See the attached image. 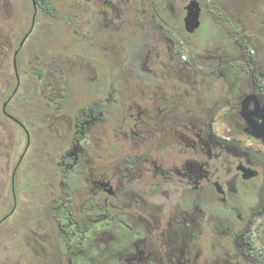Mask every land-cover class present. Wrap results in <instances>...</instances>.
Here are the masks:
<instances>
[{
  "label": "flooded vegetation",
  "instance_id": "1",
  "mask_svg": "<svg viewBox=\"0 0 264 264\" xmlns=\"http://www.w3.org/2000/svg\"><path fill=\"white\" fill-rule=\"evenodd\" d=\"M28 3L6 260L264 264V0Z\"/></svg>",
  "mask_w": 264,
  "mask_h": 264
},
{
  "label": "rangeland",
  "instance_id": "2",
  "mask_svg": "<svg viewBox=\"0 0 264 264\" xmlns=\"http://www.w3.org/2000/svg\"><path fill=\"white\" fill-rule=\"evenodd\" d=\"M28 11V0H0V206L3 203L8 205L13 200L10 192V170L12 167L7 166L9 159L5 153L7 150H11V162L15 161L14 148L16 147L17 153H19L26 142L24 132L15 125L9 126L7 129L9 133L6 134V129L2 124L4 121L2 104L5 99V92L15 84L14 51L22 35V28L28 25ZM11 132L13 135L9 138ZM5 135L7 140H5ZM21 170L22 168L19 172ZM24 183L25 178L22 175L18 176L15 181V190L19 202L24 200L23 190L27 187ZM16 215L0 225V264H14L6 260L8 256H6L3 246H8L11 251H15L24 242L18 235L19 233H16L17 231L20 232L19 224L24 218L22 216L16 218ZM9 258L14 259L15 257L11 254Z\"/></svg>",
  "mask_w": 264,
  "mask_h": 264
},
{
  "label": "water",
  "instance_id": "3",
  "mask_svg": "<svg viewBox=\"0 0 264 264\" xmlns=\"http://www.w3.org/2000/svg\"><path fill=\"white\" fill-rule=\"evenodd\" d=\"M18 53V51L16 52V54ZM16 61H17V58H16V55H15V59H14V62L16 64Z\"/></svg>",
  "mask_w": 264,
  "mask_h": 264
}]
</instances>
